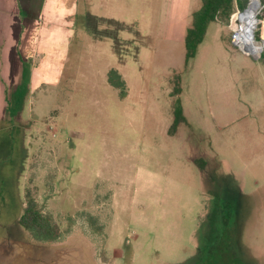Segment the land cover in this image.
I'll return each instance as SVG.
<instances>
[{"label":"rangeland","instance_id":"rangeland-1","mask_svg":"<svg viewBox=\"0 0 264 264\" xmlns=\"http://www.w3.org/2000/svg\"><path fill=\"white\" fill-rule=\"evenodd\" d=\"M56 7L54 78L38 82L41 53L4 64L8 78L0 62V264H264L263 52L231 41L243 11L209 24L184 65L198 0ZM175 83L184 122L171 132ZM27 193L54 242L19 225Z\"/></svg>","mask_w":264,"mask_h":264},{"label":"trees","instance_id":"trees-1","mask_svg":"<svg viewBox=\"0 0 264 264\" xmlns=\"http://www.w3.org/2000/svg\"><path fill=\"white\" fill-rule=\"evenodd\" d=\"M199 7L191 14L190 24L186 29L183 45H184V65L192 59L196 53L198 45L203 41L209 24L220 23L221 25H229L233 20V16L237 12H242L246 9L249 0H198ZM255 3L256 0H251L250 3ZM260 2L259 18L264 20V0ZM258 7V6H257ZM263 42V40L261 41ZM264 46V43H261ZM264 51V50H263ZM262 51V52H263ZM258 61L264 67V53L260 54ZM22 67L24 66L22 62ZM107 80L109 84L120 90V97L125 96L124 81L116 70L108 72ZM176 83L178 77L175 78ZM175 83L174 89L171 92L172 100V121L170 130L175 131L180 124L184 122V116L180 98V88ZM27 195L25 207L18 219L19 225L24 228L32 238L43 243L54 242L58 234L56 228L51 224L49 218L43 215L37 208L36 202ZM220 222L225 223V218L220 216Z\"/></svg>","mask_w":264,"mask_h":264},{"label":"crops","instance_id":"crops-1","mask_svg":"<svg viewBox=\"0 0 264 264\" xmlns=\"http://www.w3.org/2000/svg\"><path fill=\"white\" fill-rule=\"evenodd\" d=\"M57 2L58 0H0V29L2 35L5 37L3 44H0V62L2 63V69L4 70V73L2 74L4 77H9L7 71L5 73L4 64L7 68L14 69L19 55L23 62H31L36 53H41L43 55V58L38 62L37 67L34 68L35 70L39 69L40 75L38 77V82L41 81L40 78H43V76L47 79L55 77L54 70L56 67L55 57L57 46L56 32L54 29L55 26H52L51 28L53 29L49 30L50 24L48 22L54 20L55 14L57 13ZM60 2L61 4L68 5L69 7L64 9H67L69 13H71L75 8L77 0H60ZM11 6L13 10H11ZM59 13H63L62 8L59 9L58 15ZM6 22H12L11 24L16 22L18 25L21 24L20 27L22 26L17 32L15 38V43L18 42L17 38L21 39L18 47L14 45L15 43L13 39L10 38L8 40L11 33L9 27L12 28V26L10 23L6 26ZM44 24H46V27ZM40 38L43 39L41 46L38 44ZM10 46L11 49L9 48V50L11 58L7 61L5 52ZM48 59H52L53 62Z\"/></svg>","mask_w":264,"mask_h":264},{"label":"bare ground","instance_id":"bare-ground-1","mask_svg":"<svg viewBox=\"0 0 264 264\" xmlns=\"http://www.w3.org/2000/svg\"><path fill=\"white\" fill-rule=\"evenodd\" d=\"M257 6L253 2L249 4L246 11L240 14L238 27V35L250 50V53L255 55L260 54L264 50V46L255 41L253 36V31L256 27L253 21L256 15Z\"/></svg>","mask_w":264,"mask_h":264},{"label":"water","instance_id":"water-1","mask_svg":"<svg viewBox=\"0 0 264 264\" xmlns=\"http://www.w3.org/2000/svg\"><path fill=\"white\" fill-rule=\"evenodd\" d=\"M257 1V5L259 6L260 5V2H259V0H256ZM247 9V8H246ZM246 9L244 10V11H246ZM243 11V12H244ZM242 14V13H241ZM241 50H242V52L243 53H245L246 55H252V56H254L252 53H250L249 52V50L247 49V48H241ZM263 53H264V51H263ZM259 56L260 55H257V56H255L256 58H259Z\"/></svg>","mask_w":264,"mask_h":264},{"label":"built area","instance_id":"built-area-1","mask_svg":"<svg viewBox=\"0 0 264 264\" xmlns=\"http://www.w3.org/2000/svg\"><path fill=\"white\" fill-rule=\"evenodd\" d=\"M237 35H238V30L235 31V32L233 33L232 37H231V41H232V43H234L235 45H238V44H237Z\"/></svg>","mask_w":264,"mask_h":264}]
</instances>
